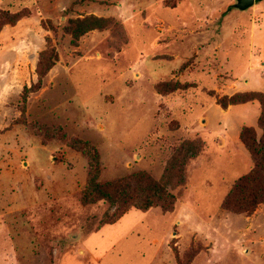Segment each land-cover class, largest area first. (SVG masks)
<instances>
[{
	"label": "rangeland",
	"instance_id": "374dc122",
	"mask_svg": "<svg viewBox=\"0 0 264 264\" xmlns=\"http://www.w3.org/2000/svg\"><path fill=\"white\" fill-rule=\"evenodd\" d=\"M234 4L0 0V264H264V203L221 206L249 150L195 130L217 99L264 95V0ZM42 59L55 60L40 76ZM92 163L100 183L143 172L173 197L131 206L99 255L86 239L121 206L81 202ZM126 182L120 200L147 193Z\"/></svg>",
	"mask_w": 264,
	"mask_h": 264
},
{
	"label": "trees",
	"instance_id": "16d2710c",
	"mask_svg": "<svg viewBox=\"0 0 264 264\" xmlns=\"http://www.w3.org/2000/svg\"><path fill=\"white\" fill-rule=\"evenodd\" d=\"M55 59L48 61L40 60L38 63L39 75L45 74L46 71L53 65ZM46 71H41L42 66ZM40 83V80L38 81ZM40 85V84H39ZM27 87H24V92L27 91ZM242 95H232L230 97H221L217 99V103L222 107H226L228 104L242 103L250 99H258L261 104V111L258 118V125L261 129V134L259 137L256 136L252 127L244 126L240 130V139L242 143L247 147L251 154L253 165L252 167L237 180L233 182L228 194L225 196L222 202V208L233 211L236 213H252L255 208L260 203H264V95H252V97L240 98ZM239 97V98H238ZM23 111V110H22ZM94 168V172L91 170L88 172L87 180L85 186L81 192V202L83 204L93 203L97 200H109L111 202L117 203L121 206L117 214L114 217L106 219L105 223H114L117 221L131 206L146 210L153 203V193L156 191L161 193L159 204L163 207V204H167L166 209L170 208L173 201L172 195L167 192H162L160 185L151 180L149 176H146L143 172H138L132 174L127 178H122L116 181H109L105 183H100L97 180L96 164H90ZM136 181L140 183L146 180L148 186L143 192H137V186L134 187V194L131 196V201L120 200V190L123 185H126V181ZM130 200V199H129Z\"/></svg>",
	"mask_w": 264,
	"mask_h": 264
},
{
	"label": "crops",
	"instance_id": "0c3cea01",
	"mask_svg": "<svg viewBox=\"0 0 264 264\" xmlns=\"http://www.w3.org/2000/svg\"><path fill=\"white\" fill-rule=\"evenodd\" d=\"M247 104L249 106L234 104L222 108L215 103L207 108L205 111L207 124L195 128L196 132L203 138L206 147L214 145L219 149L228 147L233 152L245 150L248 153L240 139V130L243 126L256 125L259 109L257 105ZM248 156L250 158L249 154ZM136 215L137 213L134 210L127 212L119 222L110 224L98 234L89 236L86 239V245L92 248L96 255L105 252L106 248L116 242L120 235L130 227ZM105 232L107 235L104 234Z\"/></svg>",
	"mask_w": 264,
	"mask_h": 264
},
{
	"label": "water",
	"instance_id": "95a60500",
	"mask_svg": "<svg viewBox=\"0 0 264 264\" xmlns=\"http://www.w3.org/2000/svg\"><path fill=\"white\" fill-rule=\"evenodd\" d=\"M256 0H235V7L240 10H245L255 4Z\"/></svg>",
	"mask_w": 264,
	"mask_h": 264
}]
</instances>
